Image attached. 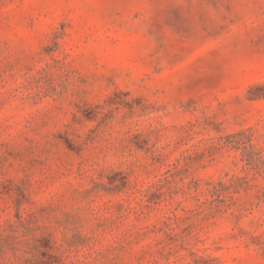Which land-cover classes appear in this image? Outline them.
Instances as JSON below:
<instances>
[{"label":"rangeland","instance_id":"1","mask_svg":"<svg viewBox=\"0 0 264 264\" xmlns=\"http://www.w3.org/2000/svg\"><path fill=\"white\" fill-rule=\"evenodd\" d=\"M0 264H264V0H0Z\"/></svg>","mask_w":264,"mask_h":264}]
</instances>
